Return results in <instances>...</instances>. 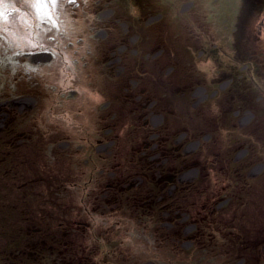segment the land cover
<instances>
[{"label": "rangeland", "instance_id": "rangeland-1", "mask_svg": "<svg viewBox=\"0 0 264 264\" xmlns=\"http://www.w3.org/2000/svg\"><path fill=\"white\" fill-rule=\"evenodd\" d=\"M187 1L43 0L38 8L37 0H4L0 101L27 95L34 105L2 129L0 264H264V45L255 54L252 44V33L264 41V20L255 29L246 24L250 41L242 50L248 0H194L192 20L172 14ZM126 38L136 39L111 56ZM205 45L216 64L199 59ZM160 49L174 54L179 74H166L167 58L153 59ZM42 52L51 58L26 57ZM234 70L237 78L229 81ZM153 77L158 87L168 78L178 82L170 92L185 87L173 92L177 100L159 95L170 103L167 111L182 106L180 119L166 121L175 125L173 134L199 123L200 136H208L192 152L183 137V153L170 156L163 177L159 158H149L168 152L174 138L160 140L166 123L142 127L136 119L146 101L136 94L156 88ZM195 87L206 91L191 98ZM151 130L152 142L144 136ZM32 150L39 158L20 170L39 183L26 184L30 192L21 200L28 190L15 183L14 172H23L12 165ZM178 162L202 175L196 186L170 191L164 180ZM197 207L200 215L191 212Z\"/></svg>", "mask_w": 264, "mask_h": 264}, {"label": "flooded vegetation", "instance_id": "flooded-vegetation-1", "mask_svg": "<svg viewBox=\"0 0 264 264\" xmlns=\"http://www.w3.org/2000/svg\"><path fill=\"white\" fill-rule=\"evenodd\" d=\"M244 2L246 3V0H244ZM138 3H140V1H138ZM246 4L245 5L247 6V8L244 9L245 10L244 11V14H247V15H246V17L244 16V19L242 18L241 21H240L242 23L244 22L243 24L245 25L244 29H242L243 32H242V36H241V40H240L241 41V44L243 45L242 46V50L244 49V45L250 41L248 38H246L244 36L245 35L244 33L248 29L247 25L249 24L250 27H252L253 29H255V27L258 25V23L262 22V19L264 20V0H248V3H246ZM108 5H109V3L106 4L105 7L108 8ZM193 5H194V0H188L187 1V4H185L182 7V8L185 9L184 11L181 10V8L178 11L177 6H175L176 8H174V10L172 9L171 12H172V14H175V15L179 13V15H181V19L182 18L183 19H186L187 18L189 20H192L196 12L193 11L194 13L192 12L190 15H188L187 13L188 12H191V8H192ZM136 7H138L140 9V4H137L135 7H132V8L134 9ZM259 15L261 17L260 20L257 21V22L256 21L253 22L252 21L253 18H255V17L258 18ZM156 19H159V18L156 17L155 20ZM152 21H153V19H151L148 22V24L149 23H152ZM247 21L250 22V23H247ZM252 34L253 35L255 34V38H254V41L252 43L254 45V47L256 48V53L255 54H258V53L260 54V52H261L260 45H264V41H261L260 37L258 36V33H257V36L258 37H256V33H252ZM135 39L132 38V40H128V38H126V40H123L124 43H122L121 45L118 46V44H116L115 51H113L111 53L112 54L111 56H114V55L117 54L116 49H117V51L119 50L120 51V52L118 51L119 54L122 55V52L124 50L129 49L131 47V44H132V42ZM133 47H134V45H133ZM202 49L201 50L199 49L201 51L200 52V55H199L200 56L199 59H202L204 62L210 61L212 59L214 61V63H215L216 62L215 52L212 51L211 48H208V46H206V45ZM133 52L136 53V51H133ZM42 53L43 54L30 55V56H26V57L29 58V61L34 62V63L43 62L46 59H50L51 58V56L49 54H46L44 52H42ZM167 54H168L167 51H164L163 49H160V51H158L157 53L154 54L153 59H155V57H160V56H162L163 58H165V60L167 58L168 61L166 63L164 61V63H165L164 66H166V67L168 66V68L166 70V74H171L174 71H176L175 72L176 74L177 73L179 74L180 71H181V69L178 67V69L180 70L179 71V70H177V68H174L173 67V63L176 66H178L177 62L172 61V59L174 57V54H170L168 57H167ZM121 61H122V59L120 57V58H117L114 61V63L118 64ZM156 64H159V65L163 66L162 65L163 64L162 63V59H160L159 61H157ZM111 65H112V62L108 63V66H111ZM217 66L219 67V65H217ZM119 69L120 70H123L121 67ZM235 71L236 70H234V71L231 72V73H233V75H230L229 74V77H230L229 81H234L235 82V78H237L236 75H234L235 74ZM154 77H156V76H154ZM154 77H153V79L151 78L150 80H152V82L154 83V85L156 86V88L153 89L152 87H150L149 89L146 88V90L145 89H142L141 91H139L138 94H136V98H137L138 102L143 97L145 98L144 100H146L145 103L140 108V110L138 111V109H137L138 114L136 116V119L139 120V122L142 121V124H143L142 127L150 126V125L156 126V124L158 126L160 123L161 124L166 123V121H167V119H169V117H172L173 120L175 121V118L176 117L178 118V115H181L180 118L183 116L182 115V111H183L182 110V106H178V102L176 103L177 105H176V109L175 110L172 111V110H169L168 109L169 111H167L165 108H167V106L170 103L169 102H165L164 103L163 99H162V102H161V100H159L160 99L159 95H161V94L164 95V99L165 100L170 95H172L173 98L177 100V97L175 96V94H173V92H176V90L170 92L172 88L168 89V87H172V85L177 86L178 85V82H176V81L172 82L168 78V82H170L169 84H167L166 86H162V87L159 86L158 87L155 84L156 79ZM135 87L132 88V91L137 92V87L136 88ZM181 88L182 89L181 90L178 89V91L176 93H182V92H184L182 90H184L185 87L183 86ZM193 91L195 92V94L203 93V92L206 91V88H204V87L203 88H201V87L200 88H196V87L193 88L192 91H191V96H190L191 98L193 97L192 96V94H193L192 92ZM139 94H141V95H139ZM18 98L19 99H8V100L6 99L4 101H0V139H2L3 137H5L6 134H7L6 133V130L4 132L2 131L3 127L11 126L13 124V122L15 123L17 120L21 119L23 117L24 110L26 108H30V107L32 108L33 105H34V99L32 97H29L27 95H24V96H20ZM194 107H195V103H194ZM134 108H135V106H134ZM180 109L182 111H180ZM132 111L133 110L130 109L129 112H132ZM132 113H134V111ZM234 115H239V113L236 112ZM180 118H178V119H180ZM250 118H251L250 117V112L248 111V113H247V119L250 120ZM133 119H135V117H133ZM184 120H185V117L183 118L182 121H184ZM196 120H198V115H197V119ZM203 121L204 120L202 119L201 122H200L201 123V126H202ZM198 122H199V120H198ZM211 124L212 123L210 122L209 125H211ZM213 124L216 125L217 123H213ZM173 127H175V125H172V122L171 123L168 122V123L160 126L161 130L166 131V133H167L164 136H160L161 137L160 140L165 141V140L170 139V138L173 137L174 138V143H173L174 144L173 145L174 147L173 148L172 147L169 148L168 149L169 150L168 152H161V154L160 153H156V154H160V156L159 155H156V156H154L152 158H149V160L151 162H154V161L156 162V160L159 158V162L157 163V164H159L158 165L159 166V169L157 170V173H158V175H160L162 177L165 175V173H164V175H162L161 170H164L163 167H165V165L167 164V162H169L170 156H172V157L175 156L176 157V156H178V154L180 155V151L182 150L181 148H183V146H180L179 143L183 141L182 140L183 137L188 136L187 138H189V140L187 141V144L186 145L184 144V147H187V149H190L191 148V152L195 150V149L192 148V145L195 146V147H197V146L201 145V143L206 142L207 139H208V136L207 137L205 136V139L200 136V135H202V133L204 131L200 130L202 128H200V124L199 123H198V126L197 127L191 126V127H186V128H184L182 130L179 129V131L174 132V134H173V130H174ZM204 128H206V130L211 129V127H208V126H204ZM152 131L153 130H151L149 132H146L145 135H144L145 137H148V139H149L150 142H152V139L154 138L152 136V134H153ZM155 132L158 133V132H161V131L155 130ZM171 134H172V136H171ZM23 135L24 134L17 135L16 137H14V141L15 140H18L17 137H22ZM175 137H177V139ZM200 139H202V140H200ZM162 141L157 142V143L156 142H153L154 143L153 145L154 146H157V144H161ZM146 148H148V145H146ZM133 151L136 152L134 149H133ZM146 153H147V150H144V151H141L139 154L141 156L145 157ZM182 153H183V150H182ZM184 153H185L184 156H186V158L189 159L190 155L187 156V153L185 151H184ZM26 154H24V156L22 157V159H19V160L15 161L13 163V165H12L13 166L12 167L13 169H15V170H18L19 169V171H21L20 170L21 167H23V166H30L29 162L32 163L33 161H37V159L39 158V155L37 153H35L34 150L30 151L29 154H27V155ZM28 155H29V157H28ZM192 158H194V159L192 160L193 163H191V164L194 165V166L197 165L198 162L197 161L194 162V160H195V158H197V156L196 157L195 156H192ZM182 160H184V159H182ZM173 162H172V164H173ZM174 163H176V162H174ZM178 165H182V163L181 162H178L177 165H175V166H173V165L172 166H168V168H171L172 167L171 169H172V172H173L169 177L167 176L166 179L164 178L165 179L164 181L167 180V182L172 183V184H169V185H171V187L169 188V190L170 191L176 190V188L178 187L177 186L178 184L181 185V187H180L181 189L190 188L191 186H196V185H193V183L195 181L197 182L198 176L202 175V173H200L201 171L198 172V169L193 168V166H190L191 168H188L187 170L183 169V167L181 169V168H178ZM24 171H27L26 168L23 169V171H21L23 173H21L20 176H19V173L16 174V172H14V175H17V176H13L14 178L17 179L16 182H15L16 184H22L21 188L27 189L26 188V184H28V183H32L33 184V182H36V184L39 183L37 179H32L31 176H29L27 173H24ZM158 175H157V177L153 176V179H154V177L155 178H158ZM135 178H136L135 181H137V177H135ZM159 183H160L159 184L160 187H164L165 184H162V182H159ZM200 188H205V187H202L201 186ZM170 191L168 192L169 195L172 194V192H170ZM29 192H30V190H28L25 195L22 194L19 198L21 200H23L28 195ZM160 200L161 199H159V202H160ZM192 206L195 207L196 204L195 203H192ZM189 210L190 209L187 210L188 213H190ZM191 212L193 214L200 215L203 211H199V208L197 207L195 209L194 208H191ZM212 212H214V210H212ZM193 214H191V215H193ZM181 215L183 216V218H181V219H183V221L188 218L186 216V214L183 213V212L181 213ZM163 216L165 217L164 218V221L167 218H169V214H167V213L164 214V212H163ZM164 223L161 226L164 225L165 228L167 227L168 228L167 230H169L170 232L171 231L172 232H175V234L177 232H179L178 230H176L177 227H176L175 223H173V222H171V223L170 222H168V223L167 222H164ZM188 230H190V229H188ZM188 230H186V229L183 230V233H186Z\"/></svg>", "mask_w": 264, "mask_h": 264}, {"label": "snow or ice", "instance_id": "snow-or-ice-1", "mask_svg": "<svg viewBox=\"0 0 264 264\" xmlns=\"http://www.w3.org/2000/svg\"><path fill=\"white\" fill-rule=\"evenodd\" d=\"M51 3L55 6L56 0H51ZM4 4V0H0V6ZM44 3L43 0H37V7H43Z\"/></svg>", "mask_w": 264, "mask_h": 264}]
</instances>
